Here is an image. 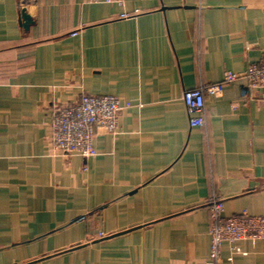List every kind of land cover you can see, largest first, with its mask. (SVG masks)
I'll return each mask as SVG.
<instances>
[{
  "label": "crops",
  "instance_id": "1",
  "mask_svg": "<svg viewBox=\"0 0 264 264\" xmlns=\"http://www.w3.org/2000/svg\"><path fill=\"white\" fill-rule=\"evenodd\" d=\"M260 62L264 0H0V264H210V195L264 215V101L241 76L191 126L182 95ZM83 94L120 97L118 130L53 151ZM221 255L264 264V241Z\"/></svg>",
  "mask_w": 264,
  "mask_h": 264
},
{
  "label": "built area",
  "instance_id": "2",
  "mask_svg": "<svg viewBox=\"0 0 264 264\" xmlns=\"http://www.w3.org/2000/svg\"><path fill=\"white\" fill-rule=\"evenodd\" d=\"M90 2H116L125 0H88ZM122 16H128L124 13ZM244 76L247 86L257 99L264 101V62L251 63L244 74L231 70L224 73V81L217 84H201L185 90L182 99L187 107L191 126L206 123L205 93L219 94L226 83ZM125 103L114 95L83 94L77 101L59 107L50 123V144L55 152L66 155L78 153L87 158L97 153L94 136L100 130L115 133L119 126V114ZM210 212V264H221V248L225 241L234 243L242 239L264 241V215H252L246 209L238 214L224 215V199L217 193L206 202Z\"/></svg>",
  "mask_w": 264,
  "mask_h": 264
},
{
  "label": "water",
  "instance_id": "3",
  "mask_svg": "<svg viewBox=\"0 0 264 264\" xmlns=\"http://www.w3.org/2000/svg\"><path fill=\"white\" fill-rule=\"evenodd\" d=\"M30 23H32V18L28 17V16H24L22 17V22L21 24L25 27L28 28Z\"/></svg>",
  "mask_w": 264,
  "mask_h": 264
}]
</instances>
